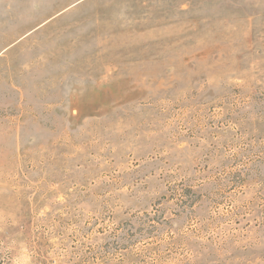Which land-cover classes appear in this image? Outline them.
<instances>
[{"label": "rangeland", "instance_id": "rangeland-1", "mask_svg": "<svg viewBox=\"0 0 264 264\" xmlns=\"http://www.w3.org/2000/svg\"><path fill=\"white\" fill-rule=\"evenodd\" d=\"M0 264H264V0H0Z\"/></svg>", "mask_w": 264, "mask_h": 264}]
</instances>
